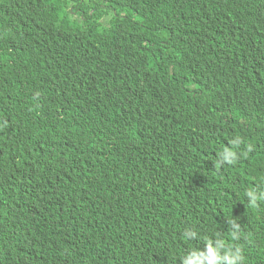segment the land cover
I'll return each instance as SVG.
<instances>
[{
	"label": "trees",
	"instance_id": "16d2710c",
	"mask_svg": "<svg viewBox=\"0 0 264 264\" xmlns=\"http://www.w3.org/2000/svg\"><path fill=\"white\" fill-rule=\"evenodd\" d=\"M248 190L264 0H0V264H183L217 239L264 264Z\"/></svg>",
	"mask_w": 264,
	"mask_h": 264
},
{
	"label": "clouds",
	"instance_id": "9594fccd",
	"mask_svg": "<svg viewBox=\"0 0 264 264\" xmlns=\"http://www.w3.org/2000/svg\"><path fill=\"white\" fill-rule=\"evenodd\" d=\"M102 19H100L101 21ZM103 25H108V19L103 18ZM110 28V27H109ZM109 47L114 46L113 33L107 39ZM240 143L239 138L233 141V148H225L218 153L217 164L223 165L234 164L237 160V153L234 150ZM246 196L249 200L250 206L256 207L257 201L264 200V193H257L255 190H248ZM230 235L233 241L240 239V225L235 221H230ZM182 237L186 241L196 239L197 233L190 229H185ZM244 255L240 247H232L226 245L223 240L217 239L215 242L211 240L206 241L203 251H192L183 257V264H243Z\"/></svg>",
	"mask_w": 264,
	"mask_h": 264
},
{
	"label": "rangeland",
	"instance_id": "374dc122",
	"mask_svg": "<svg viewBox=\"0 0 264 264\" xmlns=\"http://www.w3.org/2000/svg\"><path fill=\"white\" fill-rule=\"evenodd\" d=\"M105 16V15H104ZM109 16H106V18H108ZM100 23H103V19L100 21Z\"/></svg>",
	"mask_w": 264,
	"mask_h": 264
}]
</instances>
